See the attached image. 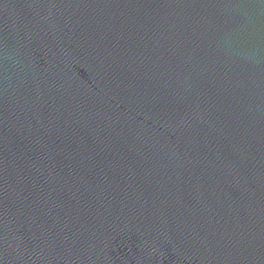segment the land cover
Here are the masks:
<instances>
[{"label": "water", "instance_id": "obj_1", "mask_svg": "<svg viewBox=\"0 0 264 264\" xmlns=\"http://www.w3.org/2000/svg\"><path fill=\"white\" fill-rule=\"evenodd\" d=\"M0 264H264V0H0Z\"/></svg>", "mask_w": 264, "mask_h": 264}]
</instances>
